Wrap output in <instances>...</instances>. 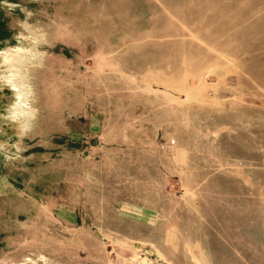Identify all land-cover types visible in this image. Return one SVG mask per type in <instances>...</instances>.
<instances>
[{
    "label": "rangeland",
    "instance_id": "1",
    "mask_svg": "<svg viewBox=\"0 0 264 264\" xmlns=\"http://www.w3.org/2000/svg\"><path fill=\"white\" fill-rule=\"evenodd\" d=\"M0 264H264V0H0Z\"/></svg>",
    "mask_w": 264,
    "mask_h": 264
}]
</instances>
